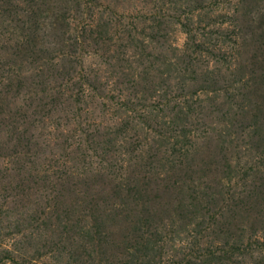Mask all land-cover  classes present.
<instances>
[{
  "label": "rangeland",
  "instance_id": "1",
  "mask_svg": "<svg viewBox=\"0 0 264 264\" xmlns=\"http://www.w3.org/2000/svg\"><path fill=\"white\" fill-rule=\"evenodd\" d=\"M0 264H264V0H0Z\"/></svg>",
  "mask_w": 264,
  "mask_h": 264
}]
</instances>
